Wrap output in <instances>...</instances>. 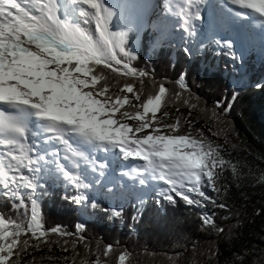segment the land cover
Wrapping results in <instances>:
<instances>
[{"label": "trees", "instance_id": "obj_1", "mask_svg": "<svg viewBox=\"0 0 264 264\" xmlns=\"http://www.w3.org/2000/svg\"><path fill=\"white\" fill-rule=\"evenodd\" d=\"M75 16L76 23L98 40L93 17L78 11ZM124 33L129 55L118 51L121 64L114 67L120 71L90 64L93 74L104 79L84 90L95 94L106 86L105 95L113 101L127 96L131 104L114 114L119 123L134 119L137 111L143 115L142 105L163 85L167 91L149 129L157 135H189L216 149L225 163L213 169L214 187L205 178L204 196L182 189L198 202L193 205L176 192L174 202L152 194L134 203L95 184L81 191L63 181L38 178L36 207L47 243L31 233L22 235L20 239H28L31 246L13 261L95 264L99 259L100 264H121L123 254V264H264V56L254 51L243 59L235 57L214 39L189 59L184 43L169 35L157 38L151 30L138 31L129 18ZM126 84L133 85L134 93L126 91ZM124 112L133 115L123 116ZM144 115L152 121V113ZM177 121L176 128L165 127ZM29 191L22 189L21 204V199L5 197L0 186V215L26 226L32 207ZM81 193L87 198L76 203L73 197ZM77 225L84 227L78 230ZM57 227L68 235L51 232ZM109 245L112 249L105 254Z\"/></svg>", "mask_w": 264, "mask_h": 264}, {"label": "snow or ice", "instance_id": "obj_2", "mask_svg": "<svg viewBox=\"0 0 264 264\" xmlns=\"http://www.w3.org/2000/svg\"><path fill=\"white\" fill-rule=\"evenodd\" d=\"M231 2L264 16V0ZM24 3H30L31 6L23 7ZM82 3L95 10L91 13L83 9L79 11L82 16H92L95 20L98 40L85 32L78 23L61 19L58 15V0H0V103L14 110H0V144L13 146L8 153H0V186L5 197L21 199V204L24 203L21 189L30 190L32 203L30 220L26 226L0 215V264H15L12 258L31 246L28 239H20L22 235L31 233L32 238L40 243H47L44 239L47 232L42 231L43 225L35 199L39 187L37 174L47 160L37 149L26 144L30 131L28 120L33 114L48 122L45 131L55 133L50 139L62 142L69 149L71 145L64 137L71 131L79 133L87 141L119 147L126 157L134 155L142 158L147 161V165L140 175L150 174L163 181L169 186L166 192H176L189 205L198 202L185 194V191L179 190L185 189V178L192 182V186L186 189L187 192L204 196L201 191L204 179L214 187L216 173L213 169L225 163L210 144L206 145L203 140L190 139L189 135H146L143 139L130 140L128 133L133 131L131 127H114L117 121L112 116L124 105L131 104L128 97H117L113 101L111 96L105 95L108 92L106 86H102L95 94L92 90L84 89L94 88L100 79H104L102 74H93L90 64H103L112 71H120L114 64H121L118 51L129 55L124 48L126 33L109 31L114 13L102 0H71L74 5ZM193 3L194 0H188L189 5ZM34 9L39 15L32 14ZM180 11L184 30L188 31L191 19L194 15L199 18V13H185L183 8ZM65 13H71L70 5L66 4ZM30 46H34L35 50ZM180 87L184 88L185 85L181 83ZM124 88L128 93H134L133 85L126 84ZM166 91L161 85L159 94L142 105L144 114L152 113V121L145 120V116L138 111L134 113V118L144 121L136 132L149 128L156 121V114L161 108ZM135 95L139 100V94ZM97 96H105V99H97ZM217 105L220 106L219 102ZM32 110H35L34 113ZM122 115L133 114L124 112ZM164 115L168 114L165 112ZM105 116L108 118L102 119ZM178 124L179 121L165 127L176 128ZM155 131L158 132L159 129ZM31 135L35 137L36 133L31 132ZM133 144L137 146L135 149L126 150ZM187 148H192L193 151H184ZM14 149H18L20 155H14ZM71 150L74 155L83 156L82 152ZM29 151H34L35 155L30 156ZM5 155L10 159L5 161ZM96 167L103 169L105 165L101 163ZM21 169H27L30 175H25ZM59 170L76 189L88 187L80 175L65 171L61 165ZM12 171L19 175H10ZM100 174L103 175V172ZM141 183H144L143 179ZM165 198L173 201L172 195H166ZM73 199L76 203H82L86 196L81 193ZM13 207L18 209L20 205L14 204ZM119 214L115 212V215ZM204 222L209 223L207 217ZM83 227L77 225L78 230ZM51 232L68 235L59 227L51 229ZM36 247H39V243ZM111 249L112 246L109 245L105 254ZM64 250L67 251V248ZM119 260L123 264L125 256L120 255ZM95 264H100L99 259Z\"/></svg>", "mask_w": 264, "mask_h": 264}, {"label": "rangeland", "instance_id": "obj_3", "mask_svg": "<svg viewBox=\"0 0 264 264\" xmlns=\"http://www.w3.org/2000/svg\"><path fill=\"white\" fill-rule=\"evenodd\" d=\"M102 2L106 5V7H107V4H106V1L105 0H102ZM108 2V1H107ZM58 4H59V6H60V13H58V15H60V17H61V19H66V20H68L69 22H72V23H74L75 21H76V16H75V11L76 10H80V9H84V11H86V12H89V13H91V12H94L95 10L94 9H92L91 8V6L90 5H88L87 4V6H85V7H80V6H73L72 4H71V2L70 1H68V0H58ZM66 4L67 5H70L71 6V13L70 14H66L65 13V7H66ZM160 4H161V1H160ZM109 6V5H108ZM118 7H119V5H117ZM160 6V5H159ZM139 9H141V11L142 12H144V13H146V9L144 8V7H140ZM140 13L141 12H139V10H138V7L136 8H134V7H128L127 8V14L126 15H128V16H132V15H135V17H136V20H137V25L139 24V27H141V28H144V27H146V26H149V25H151V24H154L155 22H158L159 24V28H160V33H163L164 31H165V28L166 29H172V26L170 27V25H166V24H163L162 22H160L158 19H159V17H158V12L151 18H148L147 19V16H146V18H143V19H141L142 17H143V15L141 16L140 15ZM125 15V16H126ZM161 15H163V12L161 13ZM120 21H121V19H120V16L119 15H117L116 17H114V18H112L111 19V23L109 24V31L110 30H112V32H117V33H119V32H122L121 31V29H120V26H118V24H120ZM172 36H174L176 39H177V41H181L182 39L183 40H185L186 41V43H189L190 45H189V47L190 46H192V44L194 43V40H193V38H192V36H189L188 37V35H185V33L184 34H182V35H180V33H178V31H175L174 32V34L172 33L171 34ZM23 39H24V37H22ZM208 40V35H204L203 36V38L201 39V40H199L198 42H199V44H204L206 41ZM30 47H32V49L33 50H35V47L34 46H30ZM249 51V50H248ZM233 52V51H232ZM245 52H246V50H245ZM263 49L260 51V54L262 55L263 54ZM234 54H237V55H240L241 56V53H242V50H239V51H237V50H235L234 52H233ZM54 67V66H53ZM79 75V74H78ZM83 78V77H82ZM106 118H108L107 116H105V117H102V119H106ZM112 118H113V116H112ZM144 121H141V120H139V119H136V118H134L133 120H126V121H123V122H120V123H118V124H116L114 127H119L120 125H127V126H129V127H131L132 129H133V131L132 132H130V133H128V136H129V139L130 140H132V138H134V139H136V140H139V139H143L146 135H155V134H153L150 130H148V129H142L140 132H136V129L138 128V127H140V125L143 123ZM25 175H30V173H27V174H25ZM49 174H47V173H41V172H39L38 174H37V179L39 178V177H46V176H48ZM91 176V180L87 183V184H91L92 182H94V180H93V177H95L93 174H91L90 175ZM90 176H89V178H90ZM49 177V176H48ZM56 177H58V176H56ZM65 183H67V184H71V182H68L67 180H65V179H62ZM85 183V182H84ZM184 183L185 184H189L190 186H192V182L191 181H189V180H187L186 178H185V180H184ZM100 185H103L104 186V184H100ZM185 188H186V186H185ZM166 189L167 188H157V192H160V191H162L163 193H164V195L166 196V195H168V192H166ZM128 189H126V188H120L119 189V193L117 194V196H123V193L124 192H129V191H127ZM21 191H22V189H21ZM131 192H132V194H133V196H137V198H138V200H140L141 199V197H142V191H141V188L140 189H131ZM110 193H112L111 191H110Z\"/></svg>", "mask_w": 264, "mask_h": 264}, {"label": "bare ground", "instance_id": "obj_4", "mask_svg": "<svg viewBox=\"0 0 264 264\" xmlns=\"http://www.w3.org/2000/svg\"><path fill=\"white\" fill-rule=\"evenodd\" d=\"M106 1V4H107V7L110 8L113 13H114V17H116L117 15H119L120 13L124 14V12L126 11V6L128 4H131L133 2V0H105ZM108 1V2H107ZM159 2L160 0H151V3L149 2V0H142V2H140V4L138 5V10L140 13V15L145 18L146 16L147 17H153L159 10ZM221 3H224V0H216L215 2V7H216V12L218 13V8L221 6ZM109 5V6H108ZM119 5V7L117 6ZM149 5H150V9H149ZM140 7H144L146 9V13L142 12L141 9H139ZM39 14V13H37ZM23 39V38H22ZM78 141L80 140H85L83 137H79L78 139H76ZM136 147H133V149H135ZM119 150H121L119 147H118ZM132 148H128L126 150H131ZM114 165L117 166L118 165V160L116 159L115 162H114ZM114 165H113V168H111L110 172L113 173L115 171V168H114ZM166 167H165V171H166Z\"/></svg>", "mask_w": 264, "mask_h": 264}]
</instances>
